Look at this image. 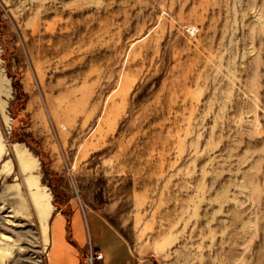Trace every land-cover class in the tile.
<instances>
[{
	"label": "rangeland",
	"instance_id": "374dc122",
	"mask_svg": "<svg viewBox=\"0 0 264 264\" xmlns=\"http://www.w3.org/2000/svg\"><path fill=\"white\" fill-rule=\"evenodd\" d=\"M0 141V264L82 206L162 264H264V0H0Z\"/></svg>",
	"mask_w": 264,
	"mask_h": 264
},
{
	"label": "crops",
	"instance_id": "0c3cea01",
	"mask_svg": "<svg viewBox=\"0 0 264 264\" xmlns=\"http://www.w3.org/2000/svg\"><path fill=\"white\" fill-rule=\"evenodd\" d=\"M92 246L103 254L95 264H162L137 252L104 218L101 211L82 206L53 211L48 230L46 264H85Z\"/></svg>",
	"mask_w": 264,
	"mask_h": 264
},
{
	"label": "bare ground",
	"instance_id": "6f19581e",
	"mask_svg": "<svg viewBox=\"0 0 264 264\" xmlns=\"http://www.w3.org/2000/svg\"><path fill=\"white\" fill-rule=\"evenodd\" d=\"M17 144V143H16ZM14 144V145H16ZM23 150V149H22ZM4 151V146L0 141V157L2 156ZM17 153V152H16ZM17 157L18 160L20 162V167L22 168V170L26 171V170H30L33 169L34 167V163H35V158L32 157V155L30 153L27 152L26 149H24L23 151L19 150L17 153ZM30 185H33L34 182L36 183L37 179L35 180H29ZM37 186V185H36ZM32 187V186H31ZM30 188V187H29ZM31 189V188H30ZM35 189V188H34ZM39 189V188H38ZM48 194V193H47ZM32 195V194H31ZM48 197L45 193V191L40 190L38 192L35 193L34 197H33V202H34V207L37 209V211H40V213H47L50 209V205L48 202ZM32 200V199H31ZM42 215V214H41ZM43 218V217H42ZM46 221V220H45ZM43 224V222L41 223ZM45 224V223H44ZM46 227V226H45ZM44 227V228H45ZM45 231V230H44ZM44 233V232H43Z\"/></svg>",
	"mask_w": 264,
	"mask_h": 264
},
{
	"label": "built area",
	"instance_id": "2783aa9c",
	"mask_svg": "<svg viewBox=\"0 0 264 264\" xmlns=\"http://www.w3.org/2000/svg\"><path fill=\"white\" fill-rule=\"evenodd\" d=\"M102 258L103 254L96 251L92 246H90L85 254V264H95L97 260H100Z\"/></svg>",
	"mask_w": 264,
	"mask_h": 264
}]
</instances>
